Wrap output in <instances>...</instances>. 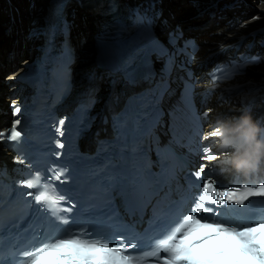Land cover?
<instances>
[{
    "label": "snow or ice",
    "instance_id": "6c2138e0",
    "mask_svg": "<svg viewBox=\"0 0 264 264\" xmlns=\"http://www.w3.org/2000/svg\"><path fill=\"white\" fill-rule=\"evenodd\" d=\"M187 48L190 49L189 61H192L199 47L192 42ZM260 62L261 57L251 56L243 64L220 63L208 75L212 84L219 87L248 66ZM188 80L185 87L194 92V76L190 75ZM20 112V106L13 102V114L19 116ZM208 115V112L204 113L205 118ZM20 124L21 120L15 119L9 133L0 132V139L6 137L8 141L19 142L23 136V132L17 129ZM64 124L65 119H60L59 126L55 128L60 137L64 136ZM200 140L203 145L200 149L201 160L221 161L217 138L202 133ZM204 141L211 143L204 145ZM213 146L217 152H213ZM56 147L63 149L65 145L57 140ZM60 155V152L55 153L57 157ZM18 162L24 161L18 159ZM222 163L231 166L227 160ZM206 168L208 164L201 163L190 175L201 180ZM48 172L45 178L39 171H32L29 178L18 181V184L29 189L26 196L31 197L41 211H46L54 223L67 226L71 219L65 214H70L74 205L65 207L70 202L53 183L64 182V170L51 166ZM239 175L234 178L235 186L222 188L217 187L212 176L203 179L190 212L181 215L179 222L162 238H152L151 246L146 250L138 247L137 240H143L139 234L137 240L130 243L123 236L117 238L118 243H113L103 236L93 237L86 228H78L68 230L59 238L53 235L38 246L17 251L12 261L3 260L0 264H264V212L252 221L222 215V209L231 210L232 206L245 209L246 202L253 198H264V182L255 185L240 183Z\"/></svg>",
    "mask_w": 264,
    "mask_h": 264
},
{
    "label": "bare ground",
    "instance_id": "6f19581e",
    "mask_svg": "<svg viewBox=\"0 0 264 264\" xmlns=\"http://www.w3.org/2000/svg\"><path fill=\"white\" fill-rule=\"evenodd\" d=\"M58 0H53L52 9L49 12V16L47 14L41 15L40 9L45 8L47 5V0H0V24L7 22L8 26L11 27V32H9L8 36L2 34L1 36V43H0V95L2 96L4 91H8L7 85L2 82V73L4 69H10L14 64L21 61V66L17 67L16 69L7 73V75L21 73L24 69V65L26 61H32L36 53L32 51V47L35 45H42V39L40 34L41 30L44 29L45 24H47V17H51L53 15L54 10L58 7ZM74 6H69L68 3H64L61 5V15L64 18L68 19V28L76 26L77 15L72 12L73 8L77 12L82 10L94 9L93 7L87 6L89 0H86V5L82 3L80 0H74ZM97 1V0H94ZM121 2H127L125 5H132L134 2H138L140 0H120ZM150 1L149 5L145 9V14L147 17L153 18L155 20L153 26L156 29V34L164 35L160 32L169 28H174L176 24H180L182 27L187 28L184 30V33L189 36H194L192 34L202 32L199 36V40L206 39L210 43L218 42L220 46L232 48V46H237L238 44L242 43L246 48H250L251 44L255 42L257 38H264V15L263 11L255 10V4L253 0H216L218 3L212 2V0H207L206 2H201L199 8V4L192 3V0H147ZM50 4V2H49ZM124 4V3H123ZM208 6V7H207ZM207 7V8H205ZM17 8V9H16ZM43 8V9H44ZM66 8V9H65ZM205 8V10H203ZM264 9V4L262 8ZM19 10H21L19 12ZM69 12H72L71 17L68 15ZM85 10V11H86ZM236 10V14L233 11ZM162 11L163 14L160 18L155 17L156 14ZM19 12V13H18ZM36 13H38L36 15ZM211 13L213 15H211ZM216 13V15H214ZM94 18H96L97 10H93ZM40 17V22H38L37 18ZM220 15L227 16L226 21L221 23L218 21ZM47 16V17H46ZM13 17V18H11ZM255 18V19H254ZM73 19V20H72ZM225 20V18H224ZM229 20V22H228ZM204 21L205 24L208 25L206 27L196 28L195 22ZM231 21V22H230ZM80 22V21H79ZM13 23V24H12ZM215 23V26L213 27ZM96 20L92 21V24L89 26L86 33H77L71 32V38L73 41V45L76 47L77 53L80 54L82 51L84 55L88 56L89 60H93L95 57L94 45H95V28H96ZM130 26V24H129ZM140 26V25H139ZM33 27L36 33L31 34L33 31L31 28ZM141 28V27H140ZM241 28L242 34L238 33L241 32L239 29ZM214 29H217V35L210 36L209 33L213 32ZM251 35V42L247 46L248 36ZM262 36V37H261ZM254 37H256L254 39ZM254 39V40H253ZM239 41V42H238ZM236 42V43H234ZM215 44H212L215 47ZM258 48L256 51L264 55V43L257 44ZM34 48V47H33ZM248 48V49H249ZM31 51V52H30ZM30 52V53H29ZM217 56H213L209 53V51H199L197 54L198 63L201 67H206L210 65L207 69H210L214 64H210L213 59ZM217 59L215 62L219 61ZM103 63V60H100ZM264 65V61L260 62L255 66H262ZM76 70L73 72V77L78 79L77 73L80 67L76 66ZM103 69H99V71L94 70L92 72H98V79L97 82L92 87H97V95L100 96V102L98 108L103 106L104 100L107 93L105 86H107L111 91V99L114 100L118 94V88L122 84V78L120 75H112L108 71H103ZM264 72V66L260 69ZM15 71V72H13ZM251 74L254 72L251 70ZM182 74L185 72L177 69L174 72V84L170 91L167 93L168 95L165 97V102L174 103L175 99L177 98L178 91L185 85V79L182 78ZM6 75V76H7ZM186 75V74H185ZM261 78L264 76L261 73ZM7 78V77H5ZM109 82V83H108ZM89 80L84 79L80 81V83L76 84V88L80 87L81 85H86L88 87ZM108 83V84H107ZM115 86V88H114ZM121 96V95H120ZM17 97V96H15ZM260 101L262 98L260 97ZM75 99H71L68 102V106H71ZM234 102H223V104L218 106L220 110H227L229 108L235 107ZM212 106H207L210 108ZM0 108L2 110L7 109V113L0 112V126L2 125L1 129H4L9 125L8 121H13V118L10 117V110L8 105L2 106L0 104ZM12 123V122H11ZM9 152L0 153V160H7L9 161L10 155ZM225 160V159H224ZM221 160L220 163H222ZM226 164V163H222ZM228 165V164H227ZM229 168L231 166L228 165Z\"/></svg>",
    "mask_w": 264,
    "mask_h": 264
},
{
    "label": "clouds",
    "instance_id": "9594fccd",
    "mask_svg": "<svg viewBox=\"0 0 264 264\" xmlns=\"http://www.w3.org/2000/svg\"><path fill=\"white\" fill-rule=\"evenodd\" d=\"M205 135L217 138L219 158L229 161L236 173L249 177L264 166V125L249 112L218 119L214 131L212 127Z\"/></svg>",
    "mask_w": 264,
    "mask_h": 264
},
{
    "label": "rangeland",
    "instance_id": "374dc122",
    "mask_svg": "<svg viewBox=\"0 0 264 264\" xmlns=\"http://www.w3.org/2000/svg\"><path fill=\"white\" fill-rule=\"evenodd\" d=\"M206 2L207 0H192V3H195V4H199V8H202L201 6H200V4H201V2ZM214 1H216V0H214ZM213 1V2H214ZM254 1V4H255V10L257 9V10H259V11H261V8H262V5L264 4V0H262V2L260 3V1L261 0H253ZM49 2H50V4H49ZM51 3H53V0H47V2H46V6H45V8L43 9V8H41L40 9V14L41 15H45V14H47L48 16H49V12L51 11V9H52V5H51ZM74 4H75V1L74 0H69L68 1V5L69 6H74ZM17 9V8H16ZM74 9L75 8H73V10H72V12L74 11ZM95 9V8H94ZM94 9H88V10H86V11H84V12H81L80 14H79V19H81L82 21H85V24L83 25V26H79L78 28H76V29H74V31L73 32H77V33H86L87 32V30H88V28H89V26L92 24V21H94V20H96V18H94V14H93V10ZM203 10H205V8H203ZM21 10H19V12H20ZM18 12V13H19ZM72 12H69V10H68V15H69V17H70V15L72 14ZM236 10H234L233 11V13L234 14H236ZM38 13H36V15H37ZM35 15V17L37 18V20H38V22H40V17H38V16H36ZM214 15H216V13H214ZM87 17L88 18V20L86 19V20H83V18L84 17ZM217 16V15H216ZM83 17V18H82ZM226 17L227 16H223V15H220L219 16V18H217L218 19V21L219 22H221V23H224L225 21H226ZM263 18H264V15L262 16ZM11 18H13V17H11ZM49 17H47V19H48ZM224 18H225V20H224ZM13 24V23H12ZM206 26H208V25H206L205 23L204 24H202V25H200V26H195L196 28H201V27H206ZM215 26V23H214V25H213V27ZM82 27H84V30L82 29ZM9 32H11V27H9L8 26V24H7V22H5V23H2V24H0V43H1V36H2V34L3 35H5V36H8V34H9ZM202 32H199V33H195V34H192V35H194V36H197V38H199V36H200V34H201ZM188 34V33H187ZM186 34V35H187ZM264 36V35H263ZM262 37V36H261ZM256 37H254V39H255ZM253 39V40H254ZM239 42V41H238ZM250 42H251V35H249L248 36V40H247V46L250 44ZM260 42H264V38H261L260 39ZM234 43H236V42H234ZM257 44H259L258 42H257V39H255V42H253L252 44H251V51L252 52H254V53H258L259 55H260V57H261V60H262V58H263V54H261V53H259L258 51H256V49L258 48V45ZM34 48L36 47L35 45L33 46ZM33 47H32V49H33ZM249 48V47H248ZM94 50H95V47H94ZM31 52V51H30ZM29 52V53H30ZM82 53H83V51H82ZM82 53H80L81 54V56H82ZM81 59H82V57H79V63L81 62ZM88 64H90V63H87V65ZM76 66H78V67H80V69H79V71H78V73H77V78L78 79H75V82H76V84H78V83H80V81H82V80H84V79H86L83 75H84V73H85V71H84V68H82V64L80 63V64H77ZM18 67V65H14L12 68H10V69H8L9 70V72L10 71H12V70H14L15 68H17ZM99 69H102V68H94V70H96V71H99ZM8 70L7 69H4L3 70V73H2V76H1V78H2V82L6 85V79L7 78H5L6 77V72H8ZM75 70H76V68H75ZM75 70H74V72H75ZM8 99L9 98H7V96H6V94L4 95V97H2V96H0V104H2V106H4V105H7V102H8ZM221 106V105H220Z\"/></svg>",
    "mask_w": 264,
    "mask_h": 264
},
{
    "label": "water",
    "instance_id": "95a60500",
    "mask_svg": "<svg viewBox=\"0 0 264 264\" xmlns=\"http://www.w3.org/2000/svg\"><path fill=\"white\" fill-rule=\"evenodd\" d=\"M82 3H84L85 5H86V0H80ZM66 3H68V1L66 2ZM97 5V2L96 1H94V0H92V1H90V2H88V4H87V6H88V8L90 7H94V6H96ZM87 9V8H86ZM85 9V10H86ZM85 10H82V11H79V12H77L75 9H74V11H73V13L74 14H76L78 17H77V19H79V14L81 13V12H84ZM70 17H71V15H70ZM72 18V17H71ZM83 18V17H82ZM86 19H88L86 16L83 18V20H86ZM73 20V19H72ZM80 21V22H79ZM79 21H77V23H76V25H79V23H80V25L81 26H83L84 24H85V21H82L81 19H79ZM264 65H262V66H252V65H250V66H248L246 69L248 70V71H253L254 73L251 75V81L252 82H257L260 86L261 85H264V77H262L261 78V73L259 72L260 71V69L263 67ZM10 126V125H9ZM8 126V127H9Z\"/></svg>",
    "mask_w": 264,
    "mask_h": 264
},
{
    "label": "trees",
    "instance_id": "16d2710c",
    "mask_svg": "<svg viewBox=\"0 0 264 264\" xmlns=\"http://www.w3.org/2000/svg\"><path fill=\"white\" fill-rule=\"evenodd\" d=\"M72 6V5H71ZM66 9V8H65ZM34 49V48H33ZM100 63H102L101 61H100Z\"/></svg>",
    "mask_w": 264,
    "mask_h": 264
}]
</instances>
